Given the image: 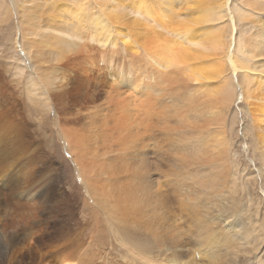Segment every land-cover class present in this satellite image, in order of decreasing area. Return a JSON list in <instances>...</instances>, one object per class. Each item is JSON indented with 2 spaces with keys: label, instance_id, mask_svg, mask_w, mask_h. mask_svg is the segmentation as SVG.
Listing matches in <instances>:
<instances>
[{
  "label": "bare ground",
  "instance_id": "bare-ground-1",
  "mask_svg": "<svg viewBox=\"0 0 264 264\" xmlns=\"http://www.w3.org/2000/svg\"><path fill=\"white\" fill-rule=\"evenodd\" d=\"M74 1V8L70 7L66 11V14L60 15L67 8V6L63 5L61 2H56L53 0H10L13 8H15L16 10H18V8H23L24 12V14H22L21 20L19 19L20 21L18 20L17 22V32L12 41V46L14 44V47L12 48L17 49V51L20 53V57L17 56L15 52H13L14 55L12 66H14L15 70H20L22 74L25 72V68L27 67H29L28 69L32 70V72L33 70L35 71L34 74H30V76H28V83L32 87L33 91H28L27 93L32 100V105L37 108H42L44 106L43 103L37 101L41 98V94L43 96H49L50 93L52 97L54 94L59 99L73 98L75 97V94H72V91L74 89L80 90L79 86H86L90 80L97 81V83H99L101 86L106 85L111 89V92L109 93L111 103L114 106L120 108L118 117V120L120 121V127L124 124L121 128L127 129L126 127L128 126L131 129V136L127 132V137H129L131 142L133 140L132 146H134L135 148L134 151L140 149L141 145L148 141H146L147 138H152V131L156 126L162 127L160 129L163 133V136L159 138L161 139L159 141H162L163 138H168L172 140V143H174L173 140L175 138L181 140L183 135V138H187L186 140H188L189 144H186L187 150H183V152L181 151L182 154H179L180 156H177V160L181 165L180 167L186 169L197 166L196 170H199L200 172L197 173L194 177L190 178L192 180L191 183L193 182L194 185L191 186L192 184H189L190 187H188L187 193L188 191H190V193L188 194H191V191H195L194 199L192 200H195L197 198H206L213 204L215 203V201L217 202V199H219L222 205H220L219 203L218 206L220 208L218 206L217 207L218 209L222 210H218L216 212H227V214L222 212L221 216H224V218H219L218 220L215 219L216 217H214V212L213 216H211L212 218L214 217L213 219L210 218L204 220V217L202 218L203 220H201V217L199 216V219L201 221H199L200 223L198 224V228L200 230V233H198V238L201 237V239H203V242L205 240V243L207 242V247H205V244H203V246L199 245L196 240V236L195 240L197 242V246H199L196 249H191L188 247V244H186L185 241H181V235V239L179 238V236H177L179 230L177 231V233L175 232L176 234H171V237L169 232V239L171 238L170 240L172 241V243L167 244V242H169L170 240L166 243L164 241L165 245L163 244V249L165 252L163 253L162 251L163 255H161V252L159 254L162 257L160 258L159 256H157L159 257L157 258L155 256L148 255L150 256V259L152 257L154 259L146 260L143 258H139L141 260H139V264H264V0H235L237 2H240L241 5H231L233 0ZM18 13L20 17V12L18 11ZM68 18L79 19L76 21H71ZM239 20L245 25L241 29L238 26ZM46 47H48L47 51ZM14 62L16 63V65H14ZM121 63L125 64L126 67L130 70V74L127 75L129 79V86H133L132 88H130V90L139 88L136 85L137 78L147 81V93L145 91L146 94L144 96L143 93L139 94L136 91L135 94L140 96V98H137L136 95L132 94L134 93L133 91L124 93L118 89L117 86H119V83L116 82L117 79H113L117 77L119 64ZM88 65L89 67H92V73L88 71V69H90L88 68ZM104 69H110L109 78H111V80H108V77L101 79V75L103 73L102 71ZM58 71H61V74ZM92 75L96 76L92 77ZM163 84L167 85L162 86ZM185 86L190 89V91L188 90V93H186L187 88L185 89ZM27 89L29 90V88ZM164 91H166V93ZM161 92L165 93V95H163L164 98L166 96H169L170 94L174 96V99L170 101L171 103L178 100V98H180L182 101L180 102L182 104H180L181 106H179L178 104L175 105L177 106L175 108V106H172L170 104L171 106L169 105L170 107H168L169 110L171 107L173 108H171L174 114L173 118L175 119L174 116H176L177 118L174 123L171 122L172 112L170 115L169 113H167L168 111L166 112V110H160L161 108H159L161 105L165 104L163 102V104L159 106V99L163 98L161 97ZM176 95H178L179 97H177ZM141 96L146 97L145 99L147 100L143 101V97ZM238 99L242 100V104H240L242 105V107L240 108L241 114L245 116V121H248V123H245L246 125L243 128V136L241 135L244 140L242 143H245V145L247 146L246 149H243V153L245 157H248V159L246 158L245 161H242L244 162V165L243 169H241L242 174H240L242 175V177L241 179L239 178L240 180L237 179L236 174L232 171L233 167L235 166L229 165L230 162L228 156L230 147L228 145L230 143L228 141V132H224L225 129L223 128V126L226 125L227 110H229L232 102L235 103ZM177 102H179V100ZM221 102H223L224 107L221 106ZM52 106H54L52 105V103L49 104V110ZM3 107L1 109L4 111L6 108L3 109ZM8 109L14 111V109L10 106ZM54 109L57 117H59V110H57L55 106ZM4 112H7L8 114V111ZM32 112L37 114V110L33 109ZM139 112H143V117H141L142 119L139 117L140 114L138 116ZM7 114L5 113L4 115L7 116ZM81 114L82 115H80L79 113L78 117L76 116L77 114L74 115L77 118H69L66 123L74 122L81 124V131L79 130L80 135H78V139L80 138V141H82L86 146V143H84V137L87 138V134L83 130L90 129L92 121H88V116H86L85 113L83 114L82 112ZM16 116L20 117L16 113L13 116V119L9 117L11 122L7 119V121L4 119L5 122L3 121L2 126L3 132L0 133V145L3 144V148L1 147V149H5L1 151L8 152L10 147H16L15 151L13 150L12 154H9L10 157H16L17 155L19 156V154H25V149L23 148V146L17 145L15 143L10 144L11 142L8 140L9 136H11L14 141L17 142L20 136H23L21 135L19 129L20 123L14 119ZM107 117L108 115H105V118ZM184 118L186 119V121ZM155 121L156 125L154 124ZM178 122L181 124V126ZM183 122H186L183 125L185 132L182 128ZM6 123L7 125L5 126ZM170 124H179L180 127L178 129H173V126L171 127ZM187 124L190 127V129L188 130V135H186ZM59 128L65 134L66 139H70V137L73 135V133L71 132H76L74 131L75 129H73L71 132L70 130L68 131L63 127L62 124L59 125ZM227 128L233 127L231 126ZM49 131L50 133L48 137L52 138L53 131H51V129ZM236 132H233V134H237ZM113 139H115V137ZM170 140H168V142H171ZM233 141L235 142L236 140ZM5 143L7 144L5 145ZM8 143L10 144V146L8 145ZM162 144L164 145V143ZM169 144L171 145V143ZM39 145L45 146L46 144L41 143ZM240 145L242 146V144ZM144 147H146V145ZM170 148L172 149V146H170ZM164 149H162V152L166 154L165 150H169ZM36 150H34V152H36ZM80 150L82 151V149ZM174 150L178 151L177 147H175ZM250 150L253 153V157H250L251 155H249ZM156 154L157 156H159L158 150ZM169 154L167 155L169 156ZM174 154L176 155V151ZM150 155L144 156L143 159V161H146L145 163L147 164V166L148 164H155V162H157L159 158L158 157L156 161L151 160L152 156L150 157ZM232 155L233 154H231V156ZM30 156L32 157V165L27 164L21 167L19 170L13 171L11 169L14 168V166L10 165V163H6L0 170V182H3L5 184L7 190L4 191V188H0V214L2 212H6L5 214H7V208L12 207H15L13 210H10L11 212H13V214H21L19 213L20 211H22L21 209L23 206L21 205V202H19L18 200L17 202L14 201L15 203L11 202L15 199V194L19 193L20 190L24 188V185L22 184L24 179H28L26 175H28L29 177V174H31L33 171H36L37 165L34 164L35 158L32 154L29 155V157ZM163 156L161 155V157ZM234 156H238L237 153L236 155H233V157ZM81 157H85L86 159V155L84 153H81ZM0 158H3V155H1ZM251 160L253 164H251ZM159 161L157 162V164H161V162ZM162 162L163 167H166L167 162ZM175 162L176 161L174 160V163ZM155 165L152 167L156 168ZM161 166L159 168H161ZM237 166L239 167V165ZM163 167L161 169H163ZM171 168L172 173H180L182 171L178 169V167ZM236 168L237 167H235V169ZM166 169L168 170L169 168ZM166 169L165 171L161 170V172H168L166 171ZM154 170L157 169H152V171ZM189 170L190 169H188L187 171L189 172ZM86 172L87 174L89 173L88 169L86 170ZM143 172L146 171L143 170L142 173ZM169 173L168 175L166 174V176L170 175L172 177V173ZM47 176L48 175H46V178ZM187 177L189 178V174ZM176 178L174 180H177ZM179 179L180 178H178V180ZM157 181H155V184ZM179 182H181V180ZM180 184L179 188L184 183L181 185ZM158 188H156V190ZM51 190L53 191V189ZM150 192L153 191H149V194H151ZM156 192L155 197L156 199H159V196ZM180 193L178 192V194ZM175 196L176 195L174 193L173 197L177 201L178 198L176 199ZM180 196L183 198L185 197L182 194ZM43 197H45V194ZM163 197L169 198V195H162V197L160 195V200H162L161 198ZM181 197L179 198L184 201ZM186 197L184 198L185 200ZM213 198L215 199L214 202ZM118 201L121 202V199H119ZM166 201L168 202V200ZM197 201L198 199L196 200V203ZM40 203V200L38 202L36 201L35 205L39 206ZM57 203L58 202H52L53 207L57 206ZM183 203L186 204H183V208L185 206L186 209L188 208L187 211L184 212L186 214L190 211V208L191 210H193L192 208L198 206V203L194 207H188L190 205L189 202ZM30 204L31 203H29V205ZM158 204L160 205L159 202ZM153 207L154 209H156L160 206L156 207L155 204V206H152L151 209ZM186 209L183 210L185 211ZM195 209L196 208H194V210ZM35 210L36 209L34 208V211ZM179 210H181L180 206ZM34 211L31 210L33 215L35 214V212L38 213L37 211ZM107 211L106 213H108ZM197 211V215L193 211L196 219V216L199 215ZM25 212L26 211L24 209L22 213L24 214ZM27 212H29L30 214L29 210ZM159 212L160 211L158 210V213ZM109 213L114 217L115 220L121 219L122 221L120 223L122 224L123 218L121 216L116 217L114 210H109ZM149 213L150 212H148L147 214L150 215ZM155 214L156 213H154V215ZM37 215L38 214H36L34 217H31L37 219L36 221H38L40 216L38 215V218ZM13 216L15 217L16 214ZM187 216L185 217L186 222ZM14 217L13 219L16 218ZM26 217L24 215L23 218H20V220L25 219L26 221H29V219L27 218V220ZM193 217L194 215L192 216V218ZM150 218H152V216H150ZM154 218L155 217H153V219ZM160 218L161 217H159V219ZM161 219L160 221L162 225L164 222H167L169 218H167V220H165L163 223L162 220L164 219ZM149 222L151 221H148V223ZM171 222L173 223V221ZM172 223L171 225H169L170 227L173 226ZM44 224H46V222ZM189 224L192 225V223ZM195 224L193 222V225L190 226L193 229V233L197 228L196 224V227L194 229ZM216 224L218 225V227H220V232L215 231V233L213 230V226ZM5 225L6 223H3L1 226L5 227ZM11 225L12 224H10V228ZM38 225L36 227H38ZM155 225L157 227V225L159 224L157 223ZM155 225L152 226L155 227ZM177 225L179 224L177 223ZM149 226H151V223ZM29 227L24 229L23 231L22 229L11 231L9 230V232L5 230V233L2 231L4 234L0 235V264H11L10 261L14 259V255L18 249L17 245L19 246V244L21 245L25 243L24 239L29 240L32 238L35 233V228L33 231L31 230L32 226L31 228ZM166 227L167 225H165V228ZM187 227H189V225ZM159 228L161 229L162 227ZM173 228L171 230H173ZM177 228L180 229V227ZM158 231L159 233L161 232L160 230ZM163 232L161 233L163 234ZM162 234L160 237H163ZM182 234L184 233L182 232ZM195 234L196 233H194V235ZM191 236L193 238V235ZM158 238L159 237H157L156 239ZM214 238L217 239V243L212 242ZM167 239L168 238H166V240ZM201 239L200 242L202 241ZM162 240H165V238L160 239V243ZM221 242L223 244L222 248L215 249L213 247H221ZM134 245L136 246V244ZM24 246L25 245H23V247ZM155 246L157 247V251L159 244L158 246L155 244ZM23 247H21L20 249H22ZM20 249L18 250L20 251ZM140 251L143 252L144 249H140ZM140 251H138L139 255L142 254V252L140 253ZM129 254L127 256H129ZM133 254L136 255V253L134 252ZM106 258H104L105 261ZM126 258L123 257L122 259L124 260ZM36 259V251L35 249L33 250V248H31V250L23 253L21 261L17 264H38V262H35ZM129 259H126L127 262ZM142 259L143 261H146L142 262ZM133 261L135 262L134 259ZM49 262L50 261H48L46 264H50ZM103 263L106 264V262ZM114 264L116 263L114 262Z\"/></svg>",
  "mask_w": 264,
  "mask_h": 264
},
{
  "label": "rangeland",
  "instance_id": "rangeland-1",
  "mask_svg": "<svg viewBox=\"0 0 264 264\" xmlns=\"http://www.w3.org/2000/svg\"><path fill=\"white\" fill-rule=\"evenodd\" d=\"M53 1L61 2L63 5L67 6V8L60 15L66 14V11L68 10V8L70 7L74 8V4H75L74 0H53ZM234 4L241 5L240 2L233 0L231 5H234ZM18 11L20 12V17H19ZM22 14H24L23 8H18V10H16L11 5L10 0H3V1L0 0V124H1L0 133L3 132L2 130L3 121L5 122V120L7 119L11 122L9 117L13 119V116L15 115V113L18 114L20 117L16 116L14 119L20 123L19 129H20L21 135L23 136H20L17 142H15L11 136H9L8 140L11 142V143L9 142L10 144L15 143L17 145L23 146V148L25 149V154L23 155L19 154V156L17 155L16 157H13V156L10 157L9 154H12V151L13 150L15 151L16 147H13V148L10 147L8 152L6 151L3 152L1 150H5V149H1V147L3 148V144H1L2 146L0 145V156L3 155V158H0V170L4 167V164L6 163H10V165L14 166V168L11 169L13 171L19 170L21 167L27 164H31L32 157L31 156L29 157V155L31 154L35 158L34 164L37 165L36 171L35 172L33 171L34 173L32 172L31 174H29V177L28 175H26L28 179L23 180L22 185H24V188L23 189L20 188L22 190H20L19 193L15 194L16 197L14 196L15 199L13 198L14 200L12 199L13 201L11 202V203H15L18 200L19 202H21V205L24 206V207L22 206L21 210L23 211L25 209L26 212L24 214L22 213V211L19 212L21 214L15 213L16 214L15 216L16 218H15L13 216L15 214H13V212L10 211L15 208V207L14 208L12 207V208H7L8 209L7 214H5L6 212H2L0 214V235H3L5 233L4 232L5 230L9 232V230L11 231V230H21L22 229L23 231L24 229L28 228L29 225H30L29 228H31L32 226L31 230L34 231V228H35V231H34L35 233L31 238L32 240L24 239L25 243L21 245L19 244V246L17 245L18 249L23 247V245H25L23 248L25 247L26 248L25 249L22 248L20 249V251L17 249L18 253L17 252L15 253L14 259H12L10 263L11 264L19 263L21 261V257L23 253L33 248V250L35 249L36 255H37V259L35 262H38V264H46L48 261H50L49 262L50 264H65V263L66 264L67 263L68 264L70 263H73V264H102L103 262H106V264H114V262L116 264H125V263L126 264H137V263L139 264V260L141 258L146 259V260L148 259L153 260L154 258L152 256H155V257L159 256L161 258L162 257L161 255H163V253L165 252L163 249L164 248L163 244L165 245V243L171 239V238L169 239L168 233L170 232V237H171V234H176L178 230L179 231L177 233V236H179L180 238V235H181V238H182V239L180 238L181 241H185V243L188 244L189 248L196 249L199 245L203 246V244H205L206 245L205 247H207V242L205 243V240L203 242V239H201V237L198 238V233H200L199 232L200 230L198 228V224L200 223L199 221L203 220L202 218L204 217H205L204 220H207L210 218L213 219L214 217H216L215 218L216 220H218L219 218L223 219L224 216H221V213L223 212L227 214V212H224V211H221L220 213L216 212L218 210H222V209H218L219 207L218 205L220 203L219 199H217V202H216L215 199L213 198V202L215 201V203L213 204L210 200L206 198L204 199L197 198L198 199L197 201L198 204H197L196 203L197 199L192 200L194 199L195 191H191V194H188L190 193V191H188L187 193L188 187H190L191 184H192L191 186L194 185L193 182L191 183L192 180L190 178L194 177L197 173H200L199 170H196L197 166H194L195 168L192 166L193 168L190 167V168L183 169L182 167H180L181 165L177 160V156H180L183 150H187L186 144L187 143L189 144L188 140H186L187 138H183V135H182V138H183V139L181 138L182 141L175 138L173 140L174 143H172V140L166 137H165L166 139L163 138V140L166 142H164L163 140L159 141L161 140L159 138L163 136V133L161 132V129H160L162 127L156 126L154 127L155 130L153 129L152 131V134L154 136L152 135V138L149 137L150 139L147 138L146 141L147 140L148 141L145 142L146 144L144 143L143 145H141L140 149H137L134 151L135 148L134 146H132L133 140L131 142L129 137H127V132L131 136V129L128 126L126 127L127 129L121 128L124 125L123 123L125 122L121 123L123 125L120 127V123H119L120 121L118 120L120 108L114 106L110 101L109 93L111 92L110 91L111 89L108 88L106 85L101 86L99 83H97V81L90 80L86 86L84 85L79 86L80 90L74 89L72 91V94H75V97L70 98V99L69 98L59 99L54 94L52 97L50 93H49V96H46V95L43 96L41 94V98L37 101H40L41 103H43L44 106L42 108L34 107L31 103L32 100L30 99V96L28 95L27 92L33 91L32 87L28 83L29 82L28 76H30V74H34L35 71L33 70L32 72V70L28 69L29 67H27L25 68L26 69L25 72L22 74L20 70H15L14 66H12L13 65V55H14L13 52H15V54L20 57V53L17 51V49L12 48L14 47V44L12 46V41L17 32L16 30L17 22L19 19L21 20ZM68 19L71 21L72 20L76 21L79 18H75V19L68 18ZM246 21H247V18H246ZM238 26L241 29L245 25L243 22L239 20ZM47 50H48V47H46V51ZM14 65H16L15 62H14ZM88 68H90L88 69V71L91 72L92 67H89L88 65ZM118 69H119L118 75L113 80L117 79L116 82L119 83V86L117 87L121 92L128 93L130 91H133L134 93L132 94L136 95L135 92L137 91L139 94L143 93V96L147 93L146 86L148 83L146 80L137 78L136 85L139 88L130 90V88H132L133 86H129V79L127 77V75L130 74L129 68H127L125 64L121 63L119 64ZM109 70L110 69H104L102 71L103 73L101 75V79L108 77L107 79L111 80V78H109L110 77ZM58 72L61 74V71H58ZM94 76L96 75H92V77ZM167 84H163L162 86L167 85ZM27 88H29V90ZM185 89L187 90L186 93H188V90L190 91V89L187 86H185ZM164 92L166 93V91ZM164 92H161V97L165 95ZM136 96L137 98H140V96L138 95ZM169 96L159 99L160 100L159 106L163 104V102L165 103L161 105L162 107L160 106L159 108H161L160 110H166V112L168 111L167 113L171 115L172 107L170 108V110L168 107H170L171 105L175 106L178 104L179 106H181L182 104L180 102L182 101L180 98H178L179 102H177L178 100H176L175 102L171 103L170 101L174 99L173 98L174 96H172L171 94ZM176 96L179 97L178 95ZM145 98L146 97H143V101L147 100ZM241 101H242L241 99H238L237 102L235 103L232 102V105L230 106L229 110H227L226 112V118H227L226 125L223 126V128L225 129V130L223 129L224 132H228L227 133L228 141L230 143L228 145L230 147V152L228 156L229 162H230L229 165L230 166L234 165L235 167L238 168L237 170V168L235 169V167H233V170H232L236 174L237 179L239 178L241 179L242 177L241 169H243V165H244V162L242 161H245L246 158L248 159V157H245L243 153L244 152L243 149H246L247 146L245 145V143L244 144L242 143L244 140H243V137H241V135L243 134V128L246 125L245 123H248V121H245V116L241 114V111H240V108L242 107V105H240L242 104ZM51 103L52 105L55 106L57 110H59V117H57L55 113L54 106H52L51 109L49 110V104ZM9 106L12 107L14 111L9 110L8 109ZM221 106L224 107L223 102H221ZM2 107L3 109L5 108L8 109V110L6 109L4 110V111H8V114L7 112H4L1 109ZM176 107L177 106H175V108ZM33 109L37 110V114L32 112ZM78 111L80 115H82L81 114L82 112L83 114L85 113V115L88 116V121H92L90 129L83 130L86 132L88 140H90L88 141L87 138L84 137L85 139L84 143H86V146L85 144H83L82 141H80V138L78 139V135H80L79 132L81 131L80 130L81 124L74 123V122L66 123L69 118L73 117V119H76L79 115ZM5 113L7 114V116L4 115ZM74 115H76L77 117ZM105 115H108V117L105 118ZM173 115L174 114L172 112V115H171L172 118H173ZM175 115H176V112H175ZM138 116L140 118L143 117V112L141 113L139 112ZM174 117L175 119L173 118V121L171 118V122L173 123L177 120L176 116ZM229 117L231 118V120ZM230 122L234 125H232ZM185 123L186 122L182 123V128ZM61 124L63 125L65 129H67L68 131L70 130V132L73 129H75L74 131L76 132H71L73 133V135L70 137V139H66L65 134L59 128V125ZM154 124L156 125V121ZM179 124H177L178 126L175 124H170V126L171 127L173 126V129H178L181 126V124L180 126ZM6 125L7 123L5 124V126ZM231 126L233 128H227ZM237 126H239L240 128ZM50 129L51 131H53L52 138L48 137L50 133L49 131ZM189 129L190 127L187 124L186 126L187 134L186 135H188ZM229 129L232 131H230ZM233 132L234 133L236 132L237 134H233ZM114 137L115 139H113ZM168 140H170L171 142H168ZM233 140H236V141L234 142ZM236 142L237 143L239 142L238 143L239 145ZM9 143L8 145L10 146ZM41 143H45L46 145L40 146L39 144ZM89 143L91 147L89 146ZM162 143H164V145ZM169 143H171V145ZM6 144L7 143H5V145ZM174 144H175V147H177L178 151L174 150L175 148ZM240 144H242V146ZM145 145L146 147H144ZM170 146H172L173 150L170 148ZM158 147L159 148L161 147L160 148L161 152L163 151L162 149L164 148L168 149L169 151L164 149L166 154L164 152L161 153ZM80 149H82V151ZM234 149H235V153H234ZM34 150H36V152H34ZM138 150H141V151H138ZM157 150H158L159 156H157L156 154ZM171 151L174 153L176 151V155L172 153ZM81 153H84L86 155V159L85 157H81ZM230 153L233 155H236L237 153L238 156L233 157V155L231 156ZM160 154L162 156L164 154V156L161 157ZM167 154H169V156ZM146 155L147 156L150 155V157L152 156L151 157L152 159L151 158L150 159L155 160V161L159 157L157 162L160 160L159 162H161V164L159 163L160 164L159 165L157 164V162H155L156 165L152 163L150 165L148 164L149 166L148 167L147 164L145 163L146 161H143L144 156ZM249 155H251L250 157H253V153L251 152V150H250ZM235 157H237L238 159ZM162 158H165V159H162ZM161 159L162 161H164V163L167 162L166 167L165 166L164 167L165 169L169 168L168 170L166 169V171L168 172H165V173L161 172V170L165 171L162 165L163 162L161 161ZM173 159L176 161L175 163ZM250 162L251 164H253L252 160ZM153 164L156 166V168L152 167L154 166ZM237 165H239L240 168ZM160 166L161 168L163 167V169L159 168ZM170 166L178 167V169L182 170L183 172L181 171L180 173H175V172L172 173V168ZM147 168H150V169H147ZM87 169L89 171L88 174L86 172ZM152 169H157V170L152 171ZM188 169H190L189 172L187 171ZM143 170L146 171V172H143L145 174L142 173ZM190 171L192 175L190 174ZM169 172L172 173L173 180L170 175L166 176V174L168 175ZM188 174H189V178L187 177ZM46 175H48L47 178H46ZM184 175L186 178L184 177ZM174 177L177 180H174L175 179ZM154 178H157V179H154ZM178 178L180 179L178 180ZM158 179L159 180L161 179V180L159 181ZM180 180L181 182H179ZM155 181H157L158 184L157 182L155 184ZM182 181L184 184L182 183ZM152 182L154 183V185ZM180 183L183 185H181ZM179 184L181 185L180 188H179ZM4 186L5 184L3 182H0V188H4L5 189L4 191H7L6 186L5 187ZM153 186H155L156 188L159 187L160 188V189L158 188L159 192H158V189L156 190V188ZM51 189H53V191ZM181 189H183L184 191ZM151 190L153 192H150L151 194H149V191ZM177 191L181 193L178 194ZM155 192L158 194L159 199H156ZM163 193H166V194H163ZM174 193L176 195L175 196L176 199L178 198L177 199L178 202L173 197ZM44 194L46 198L43 197ZM153 194L155 198L153 197ZM181 194L185 197L188 195L189 196L186 197V200H185L184 199L185 197L183 198L180 196ZM160 195L161 197L162 195L163 196L169 195V198L163 197L161 198L162 200H160ZM179 197H181L184 201H182ZM119 199H121V202L118 201ZM39 200L41 201V203L39 206L38 205L36 206L35 203L36 201L38 202ZM166 200H168V202ZM186 201L190 203V205L188 203L189 205L188 207H194L196 204L198 205L197 207L196 206L194 207L196 208L195 210L194 208H192L193 210H191L190 208L191 212L189 211L187 212V214L184 212H186L188 208L186 209V206L183 208V204H184L183 202L187 203ZM47 202H49L50 204ZM52 202H58L57 206L53 207ZM158 202L160 203V205L158 204ZM29 203L31 204L29 205ZM154 203L156 204V207L160 206V207H157L158 209L155 207L157 211L156 209H154V207L151 209L152 206H155ZM173 203L174 204L176 203V204L174 205ZM220 205H222V203H220ZM179 206L181 210H179ZM34 208L36 209L35 211H37L38 213L34 211ZM27 209L30 211L31 215L29 214V212H27L28 211ZM183 209H186V210L184 211ZM31 210L35 212L34 215L31 212ZM109 210H114L116 217L121 216L123 218L122 224L120 223L122 220L121 219L115 220L114 217L110 215ZM158 210L160 211L159 213H158ZM106 211L108 213H106ZM193 211L195 212L196 215H197L196 211L198 212L199 215L196 216L198 221L195 218V214ZM148 212H150L149 213L150 215L147 214ZM213 212L216 215L214 214V217L212 218L211 216H213ZM154 213H156L155 214L156 216L154 215ZM36 214L40 216L39 218V216L37 215L39 218L38 221H36L37 219L32 218ZM24 215L25 217L27 216L26 219L28 218L30 222L26 221L25 219L20 220V218L21 217L23 218ZM193 215H194L193 218L195 219L192 218ZM8 216H11L12 218ZM150 216H152V218H150ZM186 216H187V222L191 219L188 222V224L186 222V218H185ZM199 216L201 217V220L199 219L200 218ZM13 217L15 219H13ZM153 217H155L156 219L154 218L155 219L154 220ZM159 217L164 219L162 220L160 218L162 220V223L165 220H167V218H169L168 220L170 222L173 221V223L171 222L173 225L171 227L172 228L174 227L173 230H171L172 228L169 226L171 225V223L168 220L167 222H164L162 224L164 226L163 228ZM3 219H4V222H3ZM176 219L178 222L176 221ZM192 219H193L194 224L195 223L197 224L196 229H195L196 224L194 226V229L196 230V231L194 230V233H196L195 235L193 233L192 227H190L193 225ZM148 221H151V222L148 223ZM156 221L159 224L157 225L158 229L155 225L157 224ZM45 222L46 224H44ZM3 223H6L5 227L1 226ZM147 223L149 225L151 223V226H149ZM165 223H169V224H165ZM177 223L179 225H177ZM189 223H192V225ZM10 224H12L11 228H10ZM35 224L37 225L39 224L38 227H36L37 225ZM152 225H155V227ZM165 225H167L166 228H165ZM188 225L190 228L187 227ZM176 226L180 227V229L177 228ZM159 227L163 228V229L161 228L162 231ZM219 228L220 227H218L217 224L214 225L213 226L214 232L215 231L220 232ZM165 229L168 231H166ZM158 230H160L161 232H163L164 230V232H166L167 234L164 232L162 234L160 232L163 235V237H160L161 234L159 233ZM182 232L184 234H182ZM164 234H165V237H164ZM191 235H193V238ZM196 236H197V239H196ZM157 237L159 238L156 239ZM162 238L163 239L165 238V240H162L160 243L159 240ZM166 238L168 239L166 240ZM195 239L197 240L199 244L198 246H197V242ZM200 239L202 240L201 242H200ZM212 242L217 243V239L214 238ZM168 243L171 244L172 241L170 240L169 242H167V244ZM28 244L31 248L28 246ZM134 244H136V246ZM155 244L157 246L159 244L157 251H156L157 247L155 246ZM221 245H222L221 247L220 246H213V247L215 249H220L223 247L222 242H221ZM135 248L136 249L138 248L137 249L138 251H140V249H144V251L143 252L140 251V253L142 252V254L139 255V252ZM133 249L136 251H134ZM133 252L136 253L137 257L136 255L133 254ZM160 252H161V255H159ZM127 253L128 254L130 253L129 256H127L128 255ZM148 255H152L151 256L152 258L150 259V256ZM123 257L124 258L128 257L126 259H129L130 257V259L127 262L126 259L124 260L122 259ZM104 258H106V261L104 260ZM111 258H112V261H111ZM135 258H138V259H135ZM133 259L135 260V262L133 261ZM143 259H142V262H145L146 260L143 261Z\"/></svg>",
  "mask_w": 264,
  "mask_h": 264
}]
</instances>
